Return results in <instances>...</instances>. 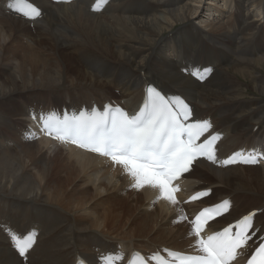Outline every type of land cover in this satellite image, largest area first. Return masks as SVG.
<instances>
[{"label": "bare ground", "instance_id": "bare-ground-1", "mask_svg": "<svg viewBox=\"0 0 264 264\" xmlns=\"http://www.w3.org/2000/svg\"><path fill=\"white\" fill-rule=\"evenodd\" d=\"M15 1L0 0V264H73L77 254L96 264L116 249L150 253L157 249L146 235L224 199L232 210L207 232L253 211L264 230L263 162L223 163L243 148L264 152V0H26L41 10L34 19ZM98 2L103 9L93 12ZM146 88L182 96L197 120L210 118L221 133L215 163L194 165L175 204L157 188H134L123 166L40 131L39 116L64 107L76 115L113 97L136 109ZM203 190L207 200L184 203ZM135 214L128 229L140 224L119 235ZM31 229L37 243L24 262L9 233ZM189 231L192 238L174 240L179 248H162L200 252Z\"/></svg>", "mask_w": 264, "mask_h": 264}, {"label": "snow or ice", "instance_id": "snow-or-ice-1", "mask_svg": "<svg viewBox=\"0 0 264 264\" xmlns=\"http://www.w3.org/2000/svg\"><path fill=\"white\" fill-rule=\"evenodd\" d=\"M8 7L12 9L15 4L10 3ZM31 12L35 15L29 16L30 19L40 15L35 8H31ZM24 15L28 16V13ZM146 91L153 95V104L150 108L141 109L139 114L132 117L116 109L109 120L107 105L102 114L93 109L89 116L81 112L79 116L65 115L60 119L55 113L41 114L39 116L41 130L53 139L70 142L86 151L109 157L114 164L123 166L127 175L134 180V188L138 190L145 186L157 188L162 198L175 204L177 201L173 194L177 189L171 187L172 181L189 171V166L197 154L206 155L215 163L213 142L218 137L212 136L205 143L197 145L196 139L209 129V122L185 126L181 117L187 120L190 114L187 106L178 97L167 100L155 89ZM234 162L235 157L223 161L226 165ZM199 195H207V192ZM197 198L192 197L193 200ZM228 203L224 201L218 207H226ZM208 214L215 215L206 208L195 217L193 227L197 236L200 235L203 226L201 219ZM250 220L251 216H245L236 226L240 230L234 235H230L231 229L225 228L223 232L209 235L206 240L200 239L198 246L205 255L196 258L190 264H229L236 258L237 249L247 243L249 237L246 229L251 227ZM9 239L19 256L25 257L31 247L32 236L29 235L23 244L20 243L23 237L16 233H9ZM257 257L264 258V244L260 245L248 264H257Z\"/></svg>", "mask_w": 264, "mask_h": 264}, {"label": "rangeland", "instance_id": "rangeland-1", "mask_svg": "<svg viewBox=\"0 0 264 264\" xmlns=\"http://www.w3.org/2000/svg\"><path fill=\"white\" fill-rule=\"evenodd\" d=\"M201 18H204V15H202V17ZM93 64H96V63H93ZM81 68V64H79V63H77V64H74V69H76V70H78V69H80ZM84 68L85 69H87L86 67H85V64H84ZM244 83H247V81H244L242 84H241V82H239V86L240 87H244V86H246V84H244ZM112 95H114V93L112 92ZM251 96V93H244L243 95H242V97H244V98H247V97H250ZM113 97H111L110 98V101H112L113 99H112ZM188 100V99H187ZM17 105V104H16ZM134 197V196H133ZM113 200V198L110 200V201H106L104 204H103V206H101V207H105V206H108L109 204L108 203H110V202H113V203H115L114 201H112ZM131 200H136V198L134 199H132L131 198ZM108 204V205H107ZM112 203H110V205H111ZM100 207V208H101ZM176 209H177V211H179L178 210V207H177V205H176ZM111 211H112V208L110 209ZM119 212L120 211H116V212H112V215H119ZM136 215V214H135ZM133 216V215H131V217L130 218H128V217H126V218H128V222H127V225H125V226H123V228H122V230L123 231H117V233L119 234V235H122L123 233H126V232H130V230H135V228H136V226L137 225H139L140 224V220H137V222H135V224L130 228V229H128L129 228V224H130V221L132 222V220L133 219H135V218H139L137 215L136 216ZM189 219H190V216L189 217H187L186 219H183V220H181V221H179V222H177V223H174V224H172V225H165V226H163L162 227V230L160 231V232H158V234H154V235H152V234H148V235H146L147 237H145L146 239H149V240H151V242L150 241H148L146 244L147 245H149L150 243H152V247L153 248H156V249H161L165 244L166 245H168V246H172L173 248H179V245L178 244H176L175 243V241L174 240H177V239H180V240H182V233L183 232H187L188 233V235L192 238V236H191V234H190V231L189 230H191V227H190V223H189ZM126 220V219H125ZM125 224V221H123V225ZM127 229V230H126ZM180 229V230H179ZM191 232H192V230H191ZM133 233H134V235H136V236H139V237H132V240H134V242L136 243V244H138V245H140V246H143L140 242V233H138V232H136V231H133ZM167 233H170V235H167ZM175 233H177V234H175ZM175 234V235H174ZM192 234H193V232H192ZM173 235V237L174 238H172L171 236ZM120 237V236H119ZM118 237V238H119ZM155 238V241L153 240V238ZM171 237V238H170ZM166 238V239H165ZM165 239V240H164ZM183 240L184 241H187V239L185 238H183ZM182 240V241H183ZM169 249H171V248H169Z\"/></svg>", "mask_w": 264, "mask_h": 264}]
</instances>
